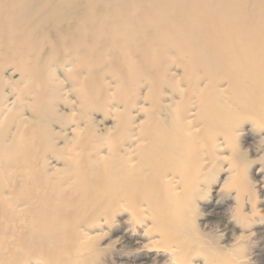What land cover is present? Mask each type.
<instances>
[{
	"label": "bare ground",
	"instance_id": "6f19581e",
	"mask_svg": "<svg viewBox=\"0 0 264 264\" xmlns=\"http://www.w3.org/2000/svg\"><path fill=\"white\" fill-rule=\"evenodd\" d=\"M247 122L264 0H0V264H194L195 197Z\"/></svg>",
	"mask_w": 264,
	"mask_h": 264
},
{
	"label": "rangeland",
	"instance_id": "374dc122",
	"mask_svg": "<svg viewBox=\"0 0 264 264\" xmlns=\"http://www.w3.org/2000/svg\"><path fill=\"white\" fill-rule=\"evenodd\" d=\"M263 135L261 125L247 122L237 128L233 143L213 160L195 197L190 219L199 241L197 245L200 246V241L204 245L192 263L203 262L208 252L222 250L226 256L214 258L215 264H264ZM240 176L245 179V186L237 182ZM114 235L118 233L111 236L106 233L102 240L106 243ZM160 250L153 247L148 252L150 257L158 258L155 264L177 263L166 251L158 256L156 252ZM117 257L114 247L107 244L98 256L99 264H121ZM31 261L41 263L36 259Z\"/></svg>",
	"mask_w": 264,
	"mask_h": 264
}]
</instances>
